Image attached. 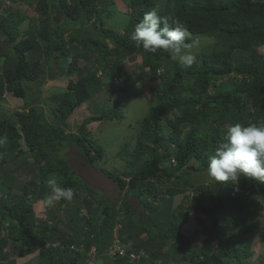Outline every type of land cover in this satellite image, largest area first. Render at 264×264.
<instances>
[{
	"label": "trees",
	"instance_id": "1",
	"mask_svg": "<svg viewBox=\"0 0 264 264\" xmlns=\"http://www.w3.org/2000/svg\"><path fill=\"white\" fill-rule=\"evenodd\" d=\"M25 1L37 15L35 32L27 28L29 16L24 10L0 9V45L8 44L7 52L0 49V101L10 93L25 107L0 117V136H7L0 146V264H16L13 259L34 252V264H84L91 247L101 264H129L127 258L111 260L105 255L116 225L122 243L130 245L129 252L143 250L152 264H252L250 235L258 230L254 218L264 207V183L243 177L233 186L214 181L208 186L205 181L208 158L226 129L236 122L264 120V54L256 51L264 46V0H164L165 8L158 14L168 18L170 25L179 20L189 33L186 43L191 47L198 37L215 38L187 69L172 59L170 51L148 53L130 39L135 25L161 0H119L128 9L123 33L103 28V14L112 6L117 11L116 0ZM51 3L62 16L63 27L53 26ZM86 26H92L91 33L79 30ZM236 55L241 58L236 60ZM137 58L142 72L130 71L124 77L125 61ZM53 64L58 66L54 79L63 74L68 80L49 121L44 108L29 101L26 90L33 82H44ZM82 69L85 72L78 77ZM143 77L153 83L147 94L154 104L139 124L133 150L125 156L118 153L123 169L107 173L119 195L133 199L139 208L123 199L97 198L90 188L91 197L83 201L88 218L79 219L81 206L71 216L66 212L65 227L69 231L75 227L72 239L64 236L55 214L64 200L55 202L56 211L47 213L52 220L37 221L34 206L45 199L43 193H51L49 178L73 189L72 203H79L80 191L88 188L69 166L70 148L90 166L103 157L88 125L102 121L104 113L85 118L75 132L66 133L65 123L73 111L96 92L106 93L107 79L125 88L127 80L135 86ZM119 99L113 104L115 114L121 111ZM29 163L36 167V182L15 175ZM194 163V170H189ZM198 172L206 175L202 183L192 178ZM176 196L182 200L169 216L154 215L149 199ZM189 197L207 218L200 221L204 240L199 247L194 245V235L182 233L190 218L183 201ZM166 247L172 253L163 252ZM139 264H146L143 258Z\"/></svg>",
	"mask_w": 264,
	"mask_h": 264
},
{
	"label": "rangeland",
	"instance_id": "2",
	"mask_svg": "<svg viewBox=\"0 0 264 264\" xmlns=\"http://www.w3.org/2000/svg\"><path fill=\"white\" fill-rule=\"evenodd\" d=\"M116 2L118 8L116 12L115 9H111L113 8L112 6L108 8V12L105 14V16L103 14V28L123 33V28L126 26V22L128 21V15L126 14V11L128 9L121 1L116 0ZM68 4L70 3L68 2ZM18 7L22 11L24 10L29 16V19L27 20L29 24H26L27 28H29L32 32H35L37 25V15L33 9V6L28 5L27 1L25 0H0V9L2 10L13 12ZM164 8L165 1H158L156 4V10L161 11ZM50 11L52 12L53 16V26L63 27V18L57 11L53 3H51L50 5ZM68 24L72 27L77 26L74 22L70 21H68ZM79 30L91 33L92 26L80 27ZM198 38L200 39L197 41V43L190 48V52L194 57H196L198 53L206 50L207 47L209 45H212V43L215 41V38ZM31 39L34 44H38L35 36H32ZM64 39L68 40V36L66 35ZM0 49L6 52L8 51V44L6 41L1 43ZM256 51L258 54H264V46L257 48ZM36 56V52L33 53L32 57L35 58ZM240 58L241 55H236L235 57L236 60ZM88 64L89 63L87 61L85 65L88 66ZM81 66H83L82 60L79 61V67ZM57 67L58 66H56V64H53L52 71L50 74H47V76L44 77V82H41V80L40 82L36 81L31 84L29 83L30 89L26 90L29 101L32 104L41 105V107L45 109V114L49 121H51L54 117V112L57 108L56 101L61 96V94L67 91V76L61 74V76H56V80L54 79V76L58 74ZM125 71L127 73L124 77L127 76V78L129 77L128 74L130 71H134L137 74H139V72L141 73L142 68L140 58H137L136 60L133 59V62L130 60H126ZM84 72V69L80 70V72L78 73V77ZM98 75H100V73ZM106 81L104 83V87L107 88L108 91L106 93L104 91L100 93L96 92L95 96L90 101L77 107L66 121L64 127L68 132H75L85 118L89 116H99L104 113L102 121L88 125V129L92 132L94 141L103 151V157L99 159L94 166L91 165L90 167L86 159L81 154H79V152L74 147L70 148L68 152H66V157L71 170L76 172V175L88 186V188L84 189V191H80L79 203L61 201L57 206L58 208L61 205V208L58 209L57 213L55 212V214L58 216V220L61 221L59 227L66 232V235L64 236L68 237V239H72L75 235L73 233V231H75V227L72 226L70 228V231L67 229V227H65L68 223L66 222V212L68 211L71 216L72 214L76 213V209L81 206L78 212V217L81 222L83 218L87 219L89 214L87 211H85L84 215L83 201L91 197L90 188L93 189V192L95 193V195H97V198L102 195L105 198L111 199L113 201L123 199L131 202L137 208H139V205L133 199H129L126 196L119 195L116 186L107 178V173L117 172L118 174V171H121L124 165L122 155L125 156L124 153H129L133 150L136 143L135 139L139 131V124L144 116L148 113L149 108L154 104L152 98L147 94V89H149L153 85V83H151L150 80L146 77H143L142 81L135 86L129 85V80H127L125 82V84L127 83V85L125 86V88H123V85L119 82L114 84L113 81L111 82L109 81V79H107ZM118 96L120 97L118 102L121 103V111H119L118 114H115V111L113 110V104L116 102V98ZM0 105V117L7 116V111L18 110L22 112L25 109L23 100L14 97L10 93H6L3 95V100L0 101ZM120 151L122 155H118ZM190 165L193 168H195L196 166L195 163ZM15 175L21 181L28 180L30 182H36L39 178L36 167L33 163H29L28 166L26 165L25 167H23L22 169L17 171ZM192 178L200 180L199 182L202 183L204 180H206V175H201L200 172L196 174L193 173ZM205 182L208 186L212 185V182H210L209 179ZM218 183L227 186H233V184L231 183ZM44 187H46V185ZM47 187L49 188V186ZM47 194L49 193H43V195L45 196V200H43L42 203H37V205L34 206V213L37 217V221L53 219L52 216L46 217V219L43 217L44 213L46 214V212H48L46 211V209H49L51 213H53V209L54 211H56L55 202H53V204L51 205L46 203V198L48 196ZM101 200L104 199L101 198ZM181 200L182 196H176L172 200H167L165 197H159L157 200L149 199V202L153 206H155L154 215L164 219L172 212V207H175L177 204H179ZM183 204L187 205L190 218L188 224L183 227L182 233L188 237L194 235L195 246L199 247L204 240V237L201 236L198 231L200 229V221L207 222V218H205L200 210L194 205L192 198H187V200L183 201ZM254 219L257 221L258 230L255 235H250L252 240V256L248 259V261H250L252 264H264V207L259 215ZM71 224L73 225V223ZM96 229L98 230V228ZM215 244L217 243L215 242ZM82 247L83 250L84 246L82 245ZM79 248V250H81V246H79ZM163 252L170 254L172 253V249L166 247L163 249ZM36 255L37 252H34L27 257L20 259L16 258L13 260L16 262V264H34ZM100 262H102V260H98L97 258L95 264H101Z\"/></svg>",
	"mask_w": 264,
	"mask_h": 264
},
{
	"label": "clouds",
	"instance_id": "3",
	"mask_svg": "<svg viewBox=\"0 0 264 264\" xmlns=\"http://www.w3.org/2000/svg\"><path fill=\"white\" fill-rule=\"evenodd\" d=\"M188 36L187 29L179 20L171 21L170 25L168 18L160 16L157 10L153 9L146 12L143 18L135 25L130 39L138 48L142 47L148 53H156L158 50L170 51L172 59L187 69L195 63V57L190 52L191 45L186 43ZM198 40L196 38V41ZM113 83L118 82L114 81ZM6 142L7 136H0V146H3ZM206 172L210 182L214 181L215 183L221 182L237 185L242 177L255 179L264 183V120L250 124L236 122L229 126L226 129L222 142L217 145L213 154L208 158ZM47 184L51 188V193L46 198L47 204L51 205L53 202L61 200L71 201L73 199V189L60 187L54 177L49 178ZM83 210L85 215L86 210ZM46 211L50 212L49 209H46ZM48 212L43 215L45 219ZM116 227L120 228L119 225H116L114 230ZM119 240L122 243L120 238ZM122 245L127 250V259L130 254L138 255L143 253L144 256L141 258L144 259V262L152 264L149 261L148 254L144 253L143 250L137 253L129 252L130 245L123 243ZM212 245H216L215 242H212Z\"/></svg>",
	"mask_w": 264,
	"mask_h": 264
},
{
	"label": "built area",
	"instance_id": "4",
	"mask_svg": "<svg viewBox=\"0 0 264 264\" xmlns=\"http://www.w3.org/2000/svg\"><path fill=\"white\" fill-rule=\"evenodd\" d=\"M117 229L114 230V235H113V240L112 244L108 248L106 252V257L109 259H122L127 257V250L126 248L122 245V243L119 240L118 234H117ZM81 246V250H82ZM144 256L143 253H140L138 255L135 254H130L128 256V263L129 264H138V260ZM96 250L94 248H91L87 253H86V259L84 261V264H94L96 261Z\"/></svg>",
	"mask_w": 264,
	"mask_h": 264
},
{
	"label": "water",
	"instance_id": "5",
	"mask_svg": "<svg viewBox=\"0 0 264 264\" xmlns=\"http://www.w3.org/2000/svg\"><path fill=\"white\" fill-rule=\"evenodd\" d=\"M189 170L193 171V170H194V168H193V167H189Z\"/></svg>",
	"mask_w": 264,
	"mask_h": 264
},
{
	"label": "crops",
	"instance_id": "6",
	"mask_svg": "<svg viewBox=\"0 0 264 264\" xmlns=\"http://www.w3.org/2000/svg\"><path fill=\"white\" fill-rule=\"evenodd\" d=\"M56 80V79H55ZM86 103V102H85ZM28 166V165H27Z\"/></svg>",
	"mask_w": 264,
	"mask_h": 264
},
{
	"label": "bare ground",
	"instance_id": "7",
	"mask_svg": "<svg viewBox=\"0 0 264 264\" xmlns=\"http://www.w3.org/2000/svg\"><path fill=\"white\" fill-rule=\"evenodd\" d=\"M157 232V231H156Z\"/></svg>",
	"mask_w": 264,
	"mask_h": 264
}]
</instances>
